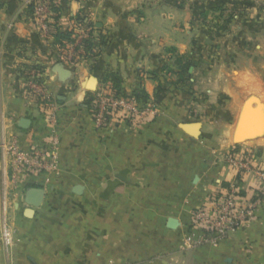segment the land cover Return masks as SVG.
I'll use <instances>...</instances> for the list:
<instances>
[{
    "label": "crops",
    "instance_id": "1",
    "mask_svg": "<svg viewBox=\"0 0 264 264\" xmlns=\"http://www.w3.org/2000/svg\"><path fill=\"white\" fill-rule=\"evenodd\" d=\"M54 2L62 32L72 31L78 18L94 31L90 61L68 62L70 44L56 39L57 27L39 25L26 0H0V159L2 139L24 151L53 131L59 142L53 167L38 174L15 172L6 155L0 206L5 187L15 240L6 245L0 235V264H264V199L257 219L220 249L180 250L191 212L205 195L240 183L229 157L250 155L264 166V132L234 141L250 97L260 100L264 115L261 0L234 2L243 13L233 16L238 29L229 35L230 56L215 47L212 60L199 44L204 56L189 67L191 89L169 86L163 75L172 72V52H194L189 9L170 0ZM57 65L65 75L55 72ZM33 71L52 96L55 126L27 93ZM107 74L152 109L141 123L97 130L89 80L96 77L98 87ZM190 122L201 123L198 138L180 128ZM250 177L244 191L252 190Z\"/></svg>",
    "mask_w": 264,
    "mask_h": 264
},
{
    "label": "built area",
    "instance_id": "2",
    "mask_svg": "<svg viewBox=\"0 0 264 264\" xmlns=\"http://www.w3.org/2000/svg\"><path fill=\"white\" fill-rule=\"evenodd\" d=\"M26 3L28 7L34 5L32 9L34 19L44 30L48 31V20L50 18L49 8L44 4L37 3L36 0H26ZM74 21L71 25L75 35L74 42L70 44L65 54L66 60L70 63L79 61L81 54L78 48L89 38L91 29L79 19H75ZM77 37H79L78 40H76ZM27 93L37 101L46 121L51 126H55L57 123V111L52 101V96L49 94L47 86L40 79L37 71L31 73L27 84ZM91 108L93 121L100 133L114 128L118 124H139L152 111L150 107L138 105L129 98L116 95L109 84L104 82H101L94 92ZM44 142H47L46 145ZM58 147V137L54 131L45 141L34 144L27 151L20 149L15 143L11 145L5 143L4 139H2L0 175L5 176L7 171L5 162L6 155L12 156L15 172L38 174L42 171H47L53 167V152ZM229 161L238 170V175L242 178V181L231 185L228 189L220 190L218 192V199L211 198V202L214 201L213 203L216 207H214V212L210 216H207L210 213L206 210L198 211L197 214L194 213L197 223L202 224L208 232L212 231V234H218L220 236L237 231L252 221H255L264 199V166L254 165L250 155L230 157ZM248 176H253L254 180L252 190L250 191L251 197L249 195V201L245 203L247 198L240 194L239 185ZM3 189L0 206V235L2 241L6 245H10L15 240V229L9 219V211L6 203L7 193L5 187ZM245 204L247 206L243 207Z\"/></svg>",
    "mask_w": 264,
    "mask_h": 264
},
{
    "label": "rangeland",
    "instance_id": "3",
    "mask_svg": "<svg viewBox=\"0 0 264 264\" xmlns=\"http://www.w3.org/2000/svg\"><path fill=\"white\" fill-rule=\"evenodd\" d=\"M175 6L178 8H184L190 10V21L189 24V31L191 33V37L188 39L189 42V50L192 52V54H189V56H182L181 54L177 53V51L172 52V57L169 61V67L171 66V73L170 71H163V75L165 77H168L169 79V86L171 84L173 86L182 85L185 88H190V79L193 77L194 69L189 67H192L193 65H196L197 62L204 56L201 52H197V48H199V44H201V48L205 47L206 54L210 55L212 60H214L215 53L214 48L222 46V53L226 55L227 57L230 56V49L232 48L230 45L229 39H231L229 35L232 34V32L236 31L238 29V26L235 22V17L241 16L243 12L235 9L234 2L236 3V0H170ZM261 3H263L264 8V0H261ZM239 6V5H238ZM237 6V7H238ZM75 21H71L73 23ZM89 24V23H88ZM91 28V27H90ZM90 32H92L93 38H95L94 31L90 29ZM219 35H222L219 37ZM229 37L226 39L224 37ZM73 38H75V35H73ZM79 37L76 38L78 40ZM227 43V44H226ZM200 48V49H201ZM72 49V47H71ZM199 49V51H200ZM80 55V59L77 63L87 62L89 59L85 58L87 51L85 49H82L81 47L78 48ZM95 51V48H94ZM190 52V53H191ZM94 55V52L90 54L89 56ZM96 55V54H95ZM94 55V56H95ZM82 56V58H81ZM182 56V57H181ZM206 56V55H205ZM235 61H240V58L238 57H232ZM236 58V59H235ZM259 60V59H258ZM90 61V60H89ZM256 62V60H255ZM95 81V80H94ZM89 87V86H88ZM97 87V82L95 81L94 86L91 88L95 92ZM254 104V102H252ZM130 126V125H129ZM133 126V125H132ZM256 134V133H255ZM256 136H261L256 134ZM231 157H235L234 155ZM230 159V157H229ZM251 181H253L254 177L251 176ZM246 178H244L243 183L239 185L240 187V194L242 196H245L247 198L245 200V203H247L249 200V195L251 197V192L249 190H243L244 186L246 184L245 181ZM240 181H242V178H239ZM229 185L228 187H230ZM228 187H219L215 189L212 192H209L205 195V199L192 210L190 215V221H189V228L186 231V236L184 238V241L180 245V250H206L205 252H208L207 250H217L223 247L224 243L230 238V236L239 231L244 229L245 227L240 228L237 231L223 234V236L220 235H214L212 234V231L208 232L206 229H204L202 224L197 223V219L194 215V213L197 214L198 211H204L206 210L210 214L207 216H210L212 212H214V201L211 202V198L218 199L219 191L222 189H228ZM248 196V197H246ZM214 199V200H215ZM213 203V204H212ZM247 206L246 204L243 205V207ZM240 207V206H239ZM252 221L251 223H253ZM249 223V224H251ZM248 224V225H249Z\"/></svg>",
    "mask_w": 264,
    "mask_h": 264
},
{
    "label": "water",
    "instance_id": "4",
    "mask_svg": "<svg viewBox=\"0 0 264 264\" xmlns=\"http://www.w3.org/2000/svg\"><path fill=\"white\" fill-rule=\"evenodd\" d=\"M55 72L60 73L62 75H65L66 73V71L63 69L61 65H57L55 67ZM91 80H95L97 82L96 77H91L89 82ZM89 89L93 91V89L91 88ZM253 101H256L255 107H251V106L249 107V105L247 107V104H250ZM263 124H264L263 105L260 103V100L257 97L252 96L245 102L243 106L234 135L235 144H242L245 143L246 141L252 140L255 137H257L256 136L257 133L258 135H262L264 132ZM201 126L202 125L200 122H190V123L180 124V128L193 138H198L200 136ZM251 128L253 129L251 130Z\"/></svg>",
    "mask_w": 264,
    "mask_h": 264
},
{
    "label": "trees",
    "instance_id": "5",
    "mask_svg": "<svg viewBox=\"0 0 264 264\" xmlns=\"http://www.w3.org/2000/svg\"><path fill=\"white\" fill-rule=\"evenodd\" d=\"M36 2L44 4L49 8L50 18L48 20V24L50 27H57L56 33H55L56 39L59 40L60 42L67 41L68 44H73V42H74V38H73L74 31L70 30V31L62 32L61 29L58 28V25L60 23L59 22L60 21V18H59L60 13H59V7L57 6V4H55L54 0H36ZM33 6L34 5L29 6V13L32 17H34V13L32 10ZM78 19L90 27V25L83 18H78ZM51 20H52V22H51ZM95 42H96V39L93 38L92 32H90L89 38L86 39L81 46L82 49H85V51H87L85 58L90 59V58L94 57V55H91V57L89 55L93 53V48L96 44ZM101 82L109 84L110 88L112 89V91H114L116 93V95L122 96L124 98H129L130 100L136 102L138 105H143V103L141 102L142 97L139 94H126V93L122 92V90L120 88V80L116 75H114V74L104 75ZM238 178H240L239 175H238ZM228 186L229 185H225V187H228Z\"/></svg>",
    "mask_w": 264,
    "mask_h": 264
},
{
    "label": "bare ground",
    "instance_id": "6",
    "mask_svg": "<svg viewBox=\"0 0 264 264\" xmlns=\"http://www.w3.org/2000/svg\"><path fill=\"white\" fill-rule=\"evenodd\" d=\"M91 82H92V84H95V81L94 80H91ZM247 106H248V104H247ZM261 124V123H260ZM253 128H251V130H252Z\"/></svg>",
    "mask_w": 264,
    "mask_h": 264
}]
</instances>
